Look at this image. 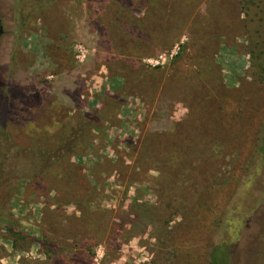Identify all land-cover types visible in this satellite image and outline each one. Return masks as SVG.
Here are the masks:
<instances>
[{
  "label": "rangeland",
  "instance_id": "374dc122",
  "mask_svg": "<svg viewBox=\"0 0 264 264\" xmlns=\"http://www.w3.org/2000/svg\"><path fill=\"white\" fill-rule=\"evenodd\" d=\"M0 26V264H264V0H0Z\"/></svg>",
  "mask_w": 264,
  "mask_h": 264
},
{
  "label": "trees",
  "instance_id": "16d2710c",
  "mask_svg": "<svg viewBox=\"0 0 264 264\" xmlns=\"http://www.w3.org/2000/svg\"><path fill=\"white\" fill-rule=\"evenodd\" d=\"M2 37V36H1ZM111 103H113V100L110 101ZM103 113V110L100 109V110H97L95 112V114H92V115H85L82 120L76 124H74L75 126H72V128L74 129L75 132H78V133H83L86 129H89L91 127H96L99 125V123L104 120V117H100V115H102ZM71 136H73V134L71 133L70 134ZM136 149V148H135ZM146 150H151L154 151L155 148L153 147H147ZM154 155H156V157L154 158V160H158V157H157V154L154 152L153 153ZM149 169V167H148ZM180 169H183V167L181 166ZM46 247V246H45Z\"/></svg>",
  "mask_w": 264,
  "mask_h": 264
},
{
  "label": "water",
  "instance_id": "95a60500",
  "mask_svg": "<svg viewBox=\"0 0 264 264\" xmlns=\"http://www.w3.org/2000/svg\"><path fill=\"white\" fill-rule=\"evenodd\" d=\"M2 35H3V30H2V28L0 26V38H1Z\"/></svg>",
  "mask_w": 264,
  "mask_h": 264
}]
</instances>
